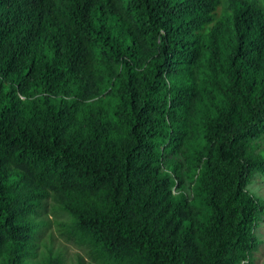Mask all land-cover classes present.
<instances>
[{
    "label": "trees",
    "instance_id": "16d2710c",
    "mask_svg": "<svg viewBox=\"0 0 264 264\" xmlns=\"http://www.w3.org/2000/svg\"><path fill=\"white\" fill-rule=\"evenodd\" d=\"M262 137L264 0H0L7 264L249 262Z\"/></svg>",
    "mask_w": 264,
    "mask_h": 264
},
{
    "label": "rangeland",
    "instance_id": "374dc122",
    "mask_svg": "<svg viewBox=\"0 0 264 264\" xmlns=\"http://www.w3.org/2000/svg\"><path fill=\"white\" fill-rule=\"evenodd\" d=\"M257 148L264 149V137L260 138L257 141ZM189 170V164L183 163V166H180L177 170L176 185L172 186V191L177 193L182 191L184 193L185 199L188 202H192L194 195L192 192V179L187 175ZM249 191L253 194L259 196L264 200V175L256 173L252 178L250 184L247 186ZM190 207V216L192 220L197 224L200 220L202 210L195 203L189 204ZM52 236L48 238L45 242L44 247V257L47 258L50 254V251H60L65 256V262L63 264H76L77 263V254L79 249L74 245L64 241V239L55 232L51 227ZM255 235L257 237V244L255 250H253L250 261L243 262V264H264V217L259 220L257 227L255 228ZM9 249L7 246L0 245V264H7L9 257ZM26 264V263H24ZM28 264H33L29 262Z\"/></svg>",
    "mask_w": 264,
    "mask_h": 264
}]
</instances>
